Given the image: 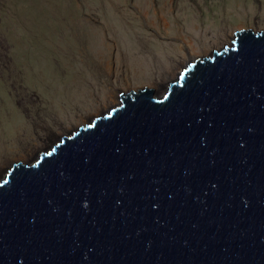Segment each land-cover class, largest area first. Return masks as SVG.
<instances>
[{
    "label": "water",
    "instance_id": "1",
    "mask_svg": "<svg viewBox=\"0 0 264 264\" xmlns=\"http://www.w3.org/2000/svg\"><path fill=\"white\" fill-rule=\"evenodd\" d=\"M262 56L264 29H236L163 93L121 92L33 161L13 163L0 264H24L22 251L29 264H264V109L249 95L264 86Z\"/></svg>",
    "mask_w": 264,
    "mask_h": 264
},
{
    "label": "rangeland",
    "instance_id": "2",
    "mask_svg": "<svg viewBox=\"0 0 264 264\" xmlns=\"http://www.w3.org/2000/svg\"><path fill=\"white\" fill-rule=\"evenodd\" d=\"M264 29V0H0V162L28 163L187 62Z\"/></svg>",
    "mask_w": 264,
    "mask_h": 264
},
{
    "label": "snow or ice",
    "instance_id": "3",
    "mask_svg": "<svg viewBox=\"0 0 264 264\" xmlns=\"http://www.w3.org/2000/svg\"><path fill=\"white\" fill-rule=\"evenodd\" d=\"M235 43V41L233 42ZM241 47H243V45H241ZM261 61H264V56H262ZM185 71H187V69H185ZM248 73V72H247ZM246 73V75H247ZM251 87V92L249 93V95H255L260 97V107L261 109H264V86H262V83L259 81V83H251L250 84ZM167 98V97H165ZM115 111V109H113L112 111L108 112V115L111 116L112 112ZM202 118V117H201ZM189 126L191 125V120L188 121ZM248 131H252L251 129H248ZM248 141L244 138L243 135L239 136V138L237 139V145L240 148H245L247 146ZM53 151H55V149H53ZM116 152H120V148L117 147L115 149ZM145 151H147V149H145ZM48 155H50V153H47ZM10 166L7 164H4L2 162H0V198H2L5 194V190H4V186L7 185L8 181H7V174L10 171ZM212 187H215V185H212ZM156 192H159V189H156ZM149 196H151V192L148 193ZM169 196V198H172L173 193L169 192L167 194ZM149 205L153 208V209H158L161 205L160 202L156 199H150L149 201ZM85 203H87V201H85ZM117 204L121 203L120 200L116 201ZM36 219V215H33V220ZM157 219H159V217H157ZM89 251L91 252L92 249L90 248ZM19 256H21L23 258L24 264H29V253L27 251H22L20 253H18ZM14 260V264H15V257L13 258Z\"/></svg>",
    "mask_w": 264,
    "mask_h": 264
},
{
    "label": "bare ground",
    "instance_id": "4",
    "mask_svg": "<svg viewBox=\"0 0 264 264\" xmlns=\"http://www.w3.org/2000/svg\"><path fill=\"white\" fill-rule=\"evenodd\" d=\"M191 60H193V59H191ZM191 60L189 59V60H187V62H189V61H191ZM187 62H186V63H187ZM186 63H185V64H186ZM182 67H183V66H182ZM151 89L153 90V93H154V89H153V88H151Z\"/></svg>",
    "mask_w": 264,
    "mask_h": 264
}]
</instances>
